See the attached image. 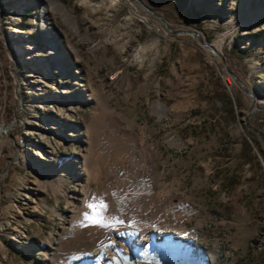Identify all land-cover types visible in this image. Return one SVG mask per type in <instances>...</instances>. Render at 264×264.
I'll return each instance as SVG.
<instances>
[{
    "label": "rangeland",
    "instance_id": "rangeland-1",
    "mask_svg": "<svg viewBox=\"0 0 264 264\" xmlns=\"http://www.w3.org/2000/svg\"><path fill=\"white\" fill-rule=\"evenodd\" d=\"M58 1L0 0V264H264V22Z\"/></svg>",
    "mask_w": 264,
    "mask_h": 264
},
{
    "label": "bare ground",
    "instance_id": "bare-ground-1",
    "mask_svg": "<svg viewBox=\"0 0 264 264\" xmlns=\"http://www.w3.org/2000/svg\"><path fill=\"white\" fill-rule=\"evenodd\" d=\"M50 1V5L52 6V8L60 13H63V15H67V13L65 12L64 7L59 3L58 0H48ZM252 1L253 0H239L240 3V16L236 17L234 20L235 22H237L239 24L240 29H242V31H244V35L248 34V31L250 29L251 26H256L258 25L259 22H264V5L261 6L259 9H255L253 12L252 10ZM19 12H21V10H19ZM46 11H44V14L42 16L44 25L42 27L43 33L45 34L46 40L48 41V45L50 48V53H51V57L56 60L58 59V57H60V54L55 46V44L52 42V37L50 35L51 31L50 28L47 25L46 22ZM73 27L78 31V26H77V22L74 20L73 21ZM12 31L15 33H21L20 30H18L17 27H13ZM199 36V34H197ZM227 37V34L224 36H221L218 41H216L214 44L212 45H206L208 52L210 53V55H217V56H222L223 55V44L225 41V38ZM199 38H201L199 36ZM24 46L27 47L26 44H23L21 47L24 48ZM57 69H61L59 66L56 67Z\"/></svg>",
    "mask_w": 264,
    "mask_h": 264
}]
</instances>
